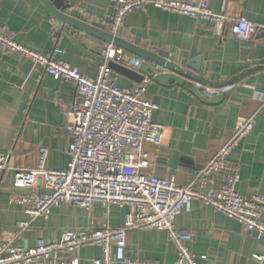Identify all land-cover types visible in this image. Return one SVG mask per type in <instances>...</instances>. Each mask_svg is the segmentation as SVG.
<instances>
[{"label": "crops", "instance_id": "crops-1", "mask_svg": "<svg viewBox=\"0 0 264 264\" xmlns=\"http://www.w3.org/2000/svg\"><path fill=\"white\" fill-rule=\"evenodd\" d=\"M69 1L72 3L67 10L69 15L108 31L113 0ZM205 1L213 11L226 14L228 19L241 15L260 27L254 41L243 43L229 34L219 36L203 20L163 11L150 4L129 13L118 36L162 53L178 65L182 62L194 65V59L200 58L197 74L209 81L221 83L234 79L221 87L196 83L207 97L224 94L220 103L205 105L190 93L188 86H176L172 81L165 87L146 76L133 79L124 70L139 73L140 58L126 51L122 61L113 62L122 70L110 69L117 86L144 84L145 96L158 104L152 119L164 125L163 142L151 148V168L179 184L193 179L195 172L231 134L239 115L250 114L260 106L255 94L264 96V0ZM53 23V17L40 0H0V26L7 27L19 43L43 54L60 47L64 50L60 58L94 76L99 65L82 55L71 38L56 30ZM69 31L75 37L80 35L81 44L95 54L107 44L74 28L69 27ZM125 58H129L128 62ZM75 98L72 82L54 79L28 59L0 55V153L9 157L8 169L0 173V240L21 220L31 222L13 240V245L32 247L41 239H60L69 230L84 229L103 218L105 209L97 203L91 211L59 205L51 209L47 218L33 219L20 205L8 203L11 193L28 191L13 187V174L35 167L39 146L48 147L47 167H66L71 137L66 131L68 119L57 101L69 104ZM234 157L239 164L238 192L244 197L251 193L264 195V106L255 116L251 134L235 149ZM45 191L40 184L35 187L36 193ZM130 210V207H111L107 220L112 226H120ZM175 223L192 233L189 249L198 256L206 255V264H264V239H256L254 233H246L237 221L209 206L193 201L190 211H182ZM126 252L134 258L163 264H172L176 259L174 245L163 231L156 230L129 232ZM255 256L262 258L257 260ZM99 257V246L86 245L81 250L79 264H92Z\"/></svg>", "mask_w": 264, "mask_h": 264}, {"label": "built area", "instance_id": "built-area-1", "mask_svg": "<svg viewBox=\"0 0 264 264\" xmlns=\"http://www.w3.org/2000/svg\"><path fill=\"white\" fill-rule=\"evenodd\" d=\"M114 10L108 32L118 36L127 15L150 4L163 11L205 21L219 36L229 34L243 43H252L260 27L243 16L228 19L205 0H113ZM64 50L54 47L43 54L19 43L5 26H0V55L28 59L54 79L74 84L76 98L57 104L68 119L66 131L69 160L65 168L47 167L48 147L39 146L33 169L17 170L12 185L27 192L11 193L9 204L20 205L30 219L47 218L59 205L91 211L94 204L105 209L103 218L84 229L69 230L60 239L39 240L35 246H15L13 240L28 228L21 220L0 240V264H79L86 245L99 246L101 257L92 264H163L131 257L126 238L131 231H163L174 245L172 264H206V255L189 249L193 235L176 226V217L190 211L193 201L237 221L246 233L264 239V195L242 196L236 185L240 179L235 149L252 132L255 116L264 106V96L255 94L260 106L250 114L239 115L235 127L217 151L186 184L155 173L151 168V148L163 142L164 125L152 119L158 104L145 96L144 84L121 88L111 78L109 62H120L124 51L112 43L100 50L103 63L94 76L60 58ZM8 155L0 153V173L8 169ZM40 184L43 193H36ZM130 207L120 226H112L107 216L111 207ZM261 260V256H255Z\"/></svg>", "mask_w": 264, "mask_h": 264}, {"label": "water", "instance_id": "water-1", "mask_svg": "<svg viewBox=\"0 0 264 264\" xmlns=\"http://www.w3.org/2000/svg\"><path fill=\"white\" fill-rule=\"evenodd\" d=\"M46 7L49 14L53 17V27L60 32L68 35L75 46L78 48L82 55L91 58L96 65L103 63V58L100 54H95L81 44L80 35L75 37L70 31L69 27L74 28L81 32V34H87L97 39H101L106 43H112L114 46L129 52L134 56L140 58L138 64V72L132 73L128 70H124L125 74L130 75L135 80H141L143 77H148L152 81L158 83L161 86H169L172 81L176 86H188L190 93H192L201 103L205 105H215L224 100V94L219 93L210 97L205 96L196 87V83L204 84L212 87H221L231 84L230 81H224L221 83L209 81L202 76L198 75L200 71V58L194 59V65L182 62V65H178L173 61L168 60L162 53L148 50L142 46L131 43L119 36H113L108 31L93 27L79 19H76L67 13L72 6L69 0H40ZM129 58H125V62H128ZM110 69H120L113 62L108 63ZM185 65L184 67H182ZM162 69L163 71H159ZM191 69L192 71H188ZM139 74V75H138Z\"/></svg>", "mask_w": 264, "mask_h": 264}]
</instances>
